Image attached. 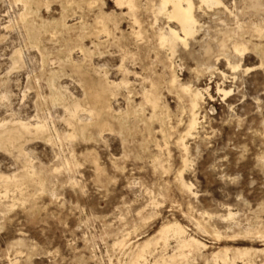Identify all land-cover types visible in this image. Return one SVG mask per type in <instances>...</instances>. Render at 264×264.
<instances>
[{
  "label": "rangeland",
  "instance_id": "1",
  "mask_svg": "<svg viewBox=\"0 0 264 264\" xmlns=\"http://www.w3.org/2000/svg\"><path fill=\"white\" fill-rule=\"evenodd\" d=\"M89 1L95 4L90 7ZM221 1L228 10H196L198 35L170 57L158 45L157 32L167 25L161 17L154 20L153 6L158 0H137L139 24L114 0H50L48 10L32 7L35 14L29 21L36 25L39 49L16 23L21 6L0 0V96L8 97L0 99V121L32 122L39 115L50 127L55 124L65 132L61 101L43 99L41 105L37 100L38 94L50 96V76L56 75L55 85L68 103L70 96L84 98L85 78L90 85L91 79L97 81L105 73L109 81L119 83L123 76L117 69L123 51L129 53L124 65L130 71L127 88H120L110 101L112 131L99 135L92 129L61 147L41 139L25 144L43 190L27 187L21 197L11 192L17 203L10 209L0 205V264H127L139 251L131 252L136 244L141 245L162 225L176 222L207 246L204 257L193 264H212L205 258L224 247L231 252L264 249L259 237L264 232V65L259 67L264 61V34L254 32L255 25L264 30V0ZM102 17L111 35H100L98 41L91 34L96 19ZM62 21L70 27L64 29ZM7 24L13 27L5 29ZM233 40L247 43L249 54L243 63L253 72L232 74L226 66L227 55L239 60L231 53ZM16 50L23 54L22 65L14 69L11 56ZM62 60L80 66L84 75L72 73L70 65L59 70ZM209 67L216 71L206 70ZM170 68L181 84L210 86L212 98L205 96L201 104L197 134L187 140L190 165L183 178L193 185L195 196L182 192L174 180L185 158L174 139L183 132L188 114L181 91L170 85ZM218 85L232 90L230 98L216 93ZM144 90H151L161 106L167 107L174 125L182 119L183 124L168 138L169 145L158 133L160 125L151 118V107L143 101ZM127 111L130 116L123 119ZM157 159L163 170L156 168ZM66 160L72 163L71 170L63 168ZM21 164L16 152L0 150L1 174L18 173ZM10 200H6L9 205ZM228 209L236 217L224 221L221 216L226 217ZM201 213L209 214L211 220ZM196 220L206 226L205 231L196 227ZM209 226L221 232L219 238ZM118 238L129 246L113 248ZM174 245L170 240L168 253ZM147 254L155 264L153 254ZM259 254H252L253 264H264V252Z\"/></svg>",
  "mask_w": 264,
  "mask_h": 264
},
{
  "label": "bare ground",
  "instance_id": "2",
  "mask_svg": "<svg viewBox=\"0 0 264 264\" xmlns=\"http://www.w3.org/2000/svg\"><path fill=\"white\" fill-rule=\"evenodd\" d=\"M70 1L74 2V0H70ZM114 2L118 8H121V9L126 8L128 11L125 14L132 18L134 24H139V21L137 20L135 16V12L137 10V0H114ZM10 4L16 7L21 6L20 8L21 12H19L16 17L18 19L16 23L22 26V28L24 29L27 35L28 40H30V43L32 42L33 46L39 49V44H38V41L36 40L37 38L35 35L36 25L34 24V22L29 21V16L30 15L32 16L34 12V11L32 12V7H35L38 11L41 9V7H45L48 10L50 0H36V1L34 0H10ZM94 4H95L94 1L88 2V5L90 7H92ZM153 7H154L153 17L155 18L154 19L155 22H157L158 18L160 17L166 20L165 24L167 25L165 28L158 30L157 39L159 42L158 45H160L161 48H164L165 52H168L167 55H169L170 57H173L176 54L177 48L179 46H182L184 48L187 47L189 44V41L194 40L196 36L198 35L199 29H200V23L197 20L196 15H195L196 10H204V8L207 10H213L214 8H220V7L224 8L225 10H228L226 6L223 5L221 0H197V3H195L194 0H158V3L154 5ZM10 22L11 21H9L8 23ZM105 22H106L105 18L103 17L97 18L95 21V25L97 27L93 28V32L91 35H93L98 41H100V35H103V36L105 35L104 37L106 38H108L111 35V30L107 27ZM11 23H13V21ZM7 25L8 26L4 27L5 29L12 26L9 24ZM172 25H174V27ZM62 27L64 29L65 28L67 29L70 26H67V23L63 22ZM254 32L258 35L264 34V30L260 29L256 25L254 26ZM132 33L135 36H140V34L136 31ZM237 37H239V35ZM34 40H36L37 42H35ZM32 44H29V45H32ZM257 47H256V50H257ZM80 51L83 52V49L81 48ZM231 53L239 57V60L235 62L232 59L231 55L230 56L224 55L226 66L232 72V74H236L237 72L249 73V72L254 71V69L252 68L244 67L243 61L245 60V57L249 54V48H248L247 43L243 42L242 40H238V41L233 40L231 44ZM128 54H129L128 52H124V51L122 52L121 64L117 69L118 72H120L123 76L121 81L119 83H115L114 81H109L107 78V75L104 73L101 77L98 78L97 81L96 80L94 81L91 79L90 80L91 83H89L90 85H88L86 84V78H85V80H83L84 81L83 83L84 98L82 100H79V99H76L70 96L71 100L68 99L69 102L67 103L66 95L61 93V91L57 88L58 86L56 87L55 85L56 75L54 76L52 75L53 77L50 76V78L47 80V85L49 87V90L51 91L50 96L46 98V96L44 97L42 94H38L37 100L39 101L38 103H40V101L43 99L44 100L50 99L51 100L50 102L52 101L55 102L57 100L61 101V106L64 111V116L61 120L63 121L65 127L67 128L66 129L67 131L64 132L63 131L64 129L62 130L63 132L59 131L56 128L55 124L54 125L52 124V127H50L51 125L48 124L43 118L39 117V115H35L33 117L32 122L23 121L20 119L0 121V150L6 153L16 152L17 159L20 160L22 163L21 165H23L22 170L19 171L18 173H14L12 175H4L0 173V205L4 206L6 209H10L14 206L15 197L13 195H11L12 197L10 196L11 192L15 194L18 193L21 197V196H24L23 191H24V188L26 189L27 187H40V189L43 190V181L42 179L38 178V175L35 172L34 167L28 160V155L25 153V150H24L25 144L29 142L31 143V141L33 140L41 139V140H45L46 142L54 146L60 145L61 147L62 145H64V142H71L78 136L84 135L85 133L92 131V129L96 130L99 135H101L105 131H112L111 125L109 122V118L113 117V111H112L110 101L116 98L117 92L120 88L122 87L127 88L129 84L127 80V76L129 75L130 71L124 65V61ZM22 55L23 54L21 50H16L13 52L11 56V60H12V65L14 69L22 65ZM261 57L262 58L264 57V52ZM67 65H70L72 73L74 72L76 73V75L78 74L84 75V73L82 72L83 70H81L80 66L75 65V64L65 63L63 62V60L58 62L59 70L65 69ZM263 65H264V61L261 60L259 67L261 68ZM206 70L216 71L215 68H212V67H209ZM170 72H171L170 85L172 87H177L179 91H181L187 103V109L185 110L187 111L186 114H188L187 122H185V125H184V130H182L183 132L181 133L178 132L179 133L178 138L176 140L174 139L175 141L174 145L177 147V150L181 152V155H183L182 157H185L182 159V164H183V167H181L182 170H180L181 168L179 169L180 171L178 170L174 180L179 183V186L182 192L190 196H195L196 194L193 193V190H192L193 185L191 183L186 182L183 178V174H185L184 173L185 168H187L188 167L187 164H189L187 162L188 161L187 155H189L188 152L190 150H189V147L187 146V140L194 139L195 138L194 136L197 134V130L200 125L199 110L201 108V104L204 103L205 96L209 97L210 99L212 98L211 95L209 94L210 86L201 89V88H193L192 86L181 84L172 68H170ZM220 75L223 79H227V76L224 75L223 73H221ZM232 80L234 81L235 77H233ZM150 91L148 90L143 91V94H142L143 101L145 104L151 107V110H152L151 118L156 119L158 121L157 123H159L160 125V130L159 131L157 130V131L158 133L160 132L162 136H164L163 140H165L166 145H169L168 140L171 139L169 137L178 126L183 124L182 119L178 118L176 121V124L174 125V123L171 122V119H170L171 115L168 112L167 107L161 106V104L159 103L160 100L155 95H153ZM216 93L222 96L224 99H226V98H230L232 94V90H226L225 88H222V86L218 85L216 89ZM25 95L23 94V98L25 97ZM7 98H8L7 95L0 96V99L2 100L7 99ZM42 104L44 103L42 102ZM42 107H44V105ZM44 116L46 117V114ZM129 116H130V113L127 111L123 119H127ZM50 117L51 115L49 116V118ZM156 147L160 151L162 150L161 146L156 145ZM155 163L157 165L156 168H160L163 170L164 167L161 164L160 159L155 160ZM63 168L67 170H71L72 163L66 160L63 164ZM55 171H57V169H55ZM7 199L8 200L12 199L10 200L12 204L9 205L8 204L9 202H6ZM154 203L155 202H153V204ZM200 216L202 218H208V221L211 217L207 213H201ZM235 217H236V214L232 213L230 209H228L226 217L221 216L222 219L224 218L223 219L224 221L229 220V219H234ZM201 220H204V219H201ZM201 220H196L195 225L198 229L205 231L206 226L205 225L203 226L201 224ZM143 224H145V222ZM247 232H244V233H247ZM187 233L188 232L186 231V228L177 222L176 223H166L162 225L159 229L155 231V233L147 237L146 240L144 239L145 241L141 242L142 243V244L140 243L141 245L136 244L135 248L132 246L133 250L131 249L132 250L131 252L134 253V250H139V251L138 253L135 252L136 254L134 253L135 255L133 254L134 255L133 257H130V263L128 261L127 264L128 263L129 264H151L150 260H148V256L146 255H148L147 253L153 254V252L155 251L157 253L151 255L153 258H155V264H193L195 263L198 259L204 257L203 252L207 249V246L201 241L197 240L196 238L190 236ZM213 233L215 237L219 238L221 232L219 233L218 229L217 230L214 229ZM213 233L211 234L213 235ZM259 234H260L259 237L260 238L262 237L264 240V232L259 233ZM244 235L246 236V234ZM256 235L255 237L257 238L258 235L257 236ZM124 238L125 237H123V239ZM141 239H138L137 242H139V240ZM170 240H172L175 245L171 253H168L167 250H168V245H169ZM128 246L126 243L123 242V240H119V238L113 244V248L120 247L119 250L121 248L126 249V247ZM263 252H264V249L255 251L253 250V248H250V249L242 248V250H240L239 248V250H235L231 252L230 248L228 249L224 247L222 249H218V251L215 253L213 252L209 254V257L205 258V262H211L212 264H220V263L222 264H239V263L240 264H253L255 259L253 260L252 254L254 253L258 255V253L261 254ZM18 253L20 254V251H18ZM128 254H131V253H128ZM158 254L159 256H157Z\"/></svg>",
  "mask_w": 264,
  "mask_h": 264
}]
</instances>
